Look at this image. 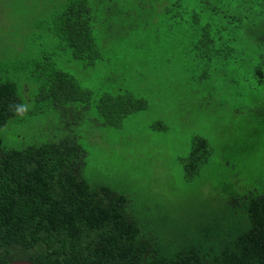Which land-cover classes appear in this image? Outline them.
Masks as SVG:
<instances>
[{"label":"rangeland","instance_id":"obj_1","mask_svg":"<svg viewBox=\"0 0 264 264\" xmlns=\"http://www.w3.org/2000/svg\"><path fill=\"white\" fill-rule=\"evenodd\" d=\"M69 2L0 0V80L15 83L28 106L0 131L3 147L21 150L57 141L83 120L75 133L89 153L84 178L128 194L137 208L160 215L156 223L167 230L185 207L220 218L229 195L264 191V109H259L264 87L255 76L257 54L245 50L255 23L234 20L247 15L240 4L89 0L98 56L81 59L61 46L55 32ZM207 28L221 43L238 40L246 61L216 64L202 44ZM39 68L72 76L92 100L76 103L81 113L67 117L45 107L36 101ZM124 94L148 107L119 127L103 125L98 102ZM196 137L209 141L211 158L189 177L183 161ZM176 224L183 226L174 230L180 232L194 230L199 221Z\"/></svg>","mask_w":264,"mask_h":264},{"label":"trees","instance_id":"obj_2","mask_svg":"<svg viewBox=\"0 0 264 264\" xmlns=\"http://www.w3.org/2000/svg\"><path fill=\"white\" fill-rule=\"evenodd\" d=\"M233 1L247 13L234 18L236 23H255L245 50L257 54L255 76L264 87V0ZM94 25L89 0H70L54 27L61 46L91 59L98 56ZM221 40L206 29L202 44L216 64H237L238 57L246 61L238 40ZM38 71L36 101L45 107L67 117L81 113L76 103L92 100L72 76L56 68ZM102 99L97 107L105 126L119 127L127 116L148 107L130 94ZM13 103L24 104L17 85L0 80V131L18 117L9 111ZM259 105L261 113L264 101ZM82 122L74 121L57 141L21 150L7 149L0 140V264H264V191L229 195L220 218L189 213L185 207L177 213L180 218L170 216L174 223L167 230L156 223L162 222L160 215L137 208L128 194L84 178L89 153L75 133ZM210 158L209 141L196 137L190 158L183 161L187 175L198 174ZM179 220L199 224L175 232L183 227L176 224Z\"/></svg>","mask_w":264,"mask_h":264},{"label":"clouds","instance_id":"obj_3","mask_svg":"<svg viewBox=\"0 0 264 264\" xmlns=\"http://www.w3.org/2000/svg\"><path fill=\"white\" fill-rule=\"evenodd\" d=\"M28 110V106L26 104L20 103V104H10L9 105V111L14 112L18 117L24 115Z\"/></svg>","mask_w":264,"mask_h":264},{"label":"water","instance_id":"obj_4","mask_svg":"<svg viewBox=\"0 0 264 264\" xmlns=\"http://www.w3.org/2000/svg\"><path fill=\"white\" fill-rule=\"evenodd\" d=\"M11 264H34L32 262H29V261H22V260H19V261H15Z\"/></svg>","mask_w":264,"mask_h":264}]
</instances>
